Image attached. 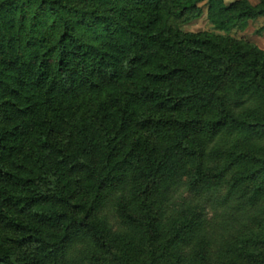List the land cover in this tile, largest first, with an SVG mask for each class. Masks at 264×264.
<instances>
[{
    "label": "trees",
    "instance_id": "1",
    "mask_svg": "<svg viewBox=\"0 0 264 264\" xmlns=\"http://www.w3.org/2000/svg\"><path fill=\"white\" fill-rule=\"evenodd\" d=\"M161 1L0 0V227L31 249L17 264L50 254L69 177L88 169L86 140L56 145L38 114L56 96L97 91L116 108L124 99L123 128L164 136L148 152L151 182L119 167L89 176L98 203L142 229L145 263L264 264V51L208 31H151ZM203 1L225 31L264 17V3L246 0L181 8ZM91 226L73 230L93 247ZM10 255L0 244V264H15Z\"/></svg>",
    "mask_w": 264,
    "mask_h": 264
},
{
    "label": "rangeland",
    "instance_id": "2",
    "mask_svg": "<svg viewBox=\"0 0 264 264\" xmlns=\"http://www.w3.org/2000/svg\"><path fill=\"white\" fill-rule=\"evenodd\" d=\"M183 1L162 0L159 17L152 23L150 30L165 33L177 30L186 33L208 31L216 36L232 38L240 48H251L254 53L257 50L264 51L263 16L249 20L244 30L231 28L225 31L212 23L216 14L209 11L207 1L196 3L192 8L182 9ZM235 1L237 0H221V3L223 6H229ZM246 1L252 5L264 3V0ZM152 17L146 16L144 21L149 22ZM56 97L57 105L51 103L48 110L45 109L43 114H38L40 119L45 117L39 132H45L60 147L67 142L73 144L81 139L86 140L88 169H85V173L79 172L69 177L72 198L68 199L65 207L68 220L56 230L57 237L51 241L50 254L47 253L46 258H42L37 264H146L144 257L147 246L141 236L142 229L136 223L134 225L125 223L113 211L111 203L105 208L99 204L95 199L96 185H93L89 176L96 169L106 172L113 168L119 171V167L138 175L139 183L143 180L150 181L157 171L158 161H155V158L158 159V155L153 153L148 155V152L154 143H163L164 136L156 138L138 128L134 130L123 128L120 111L122 106H119L124 99L119 102L117 108L113 107L107 101V94L104 91L86 93L78 97L73 95ZM138 110L136 111L142 112ZM192 113L193 108L190 112L183 111L187 117H191ZM39 132L37 130L35 136ZM26 146L30 149L32 142ZM141 173L144 177H140ZM13 216L19 220L23 219L18 213H14ZM82 223L94 226V229L91 226L89 230L94 236L96 246L90 247L87 239L80 240L79 235L74 236L73 227L79 228ZM12 235L16 237L14 231L0 227V244L5 246L6 251L11 254V260L17 264L20 253H28L31 249L18 247L16 243L10 241ZM43 235L48 236L49 233L44 231Z\"/></svg>",
    "mask_w": 264,
    "mask_h": 264
}]
</instances>
